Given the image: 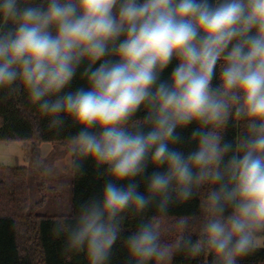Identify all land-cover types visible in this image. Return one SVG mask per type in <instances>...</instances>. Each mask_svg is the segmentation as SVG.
<instances>
[{
  "label": "clouds",
  "instance_id": "9594fccd",
  "mask_svg": "<svg viewBox=\"0 0 264 264\" xmlns=\"http://www.w3.org/2000/svg\"><path fill=\"white\" fill-rule=\"evenodd\" d=\"M173 57L170 80H160ZM84 62L87 89L58 95ZM21 87L50 129L65 118L80 129L67 139L71 171L82 174L91 159L110 177L102 196L55 218L52 234L64 237L65 253L108 264L125 214L157 197L158 214L125 240L135 264H171L178 251L237 264L264 243V0H0V90L11 96ZM142 107L147 115L136 119ZM230 119L246 127L235 147L220 134ZM193 122L196 150L170 147L182 140L176 129ZM149 162L167 171L146 175ZM205 185L201 218H179L173 242L161 243L174 198L188 201ZM190 222L195 242L185 235Z\"/></svg>",
  "mask_w": 264,
  "mask_h": 264
},
{
  "label": "trees",
  "instance_id": "16d2710c",
  "mask_svg": "<svg viewBox=\"0 0 264 264\" xmlns=\"http://www.w3.org/2000/svg\"><path fill=\"white\" fill-rule=\"evenodd\" d=\"M114 59V58H113ZM100 62L93 65L99 66ZM223 60L218 61L212 81L213 86L220 83V68ZM178 61L173 57L172 62L160 74V80L169 81L172 71L177 67ZM87 62L81 64L76 75L65 89L58 95L67 92H74L78 88L87 89V81L82 78ZM54 99L55 97H50ZM147 115L142 107L136 114V119H142ZM62 118L63 114H62ZM50 118L41 115L37 106L30 104L27 93L21 87L16 94L8 96L5 91L0 90V141L31 142L36 151L43 143L64 142L75 135L80 129L72 124L69 118H65V125L62 129H50L48 127ZM200 125L196 122L186 127L177 128L176 132L181 136L180 143L170 145L174 149L183 152L185 155L195 151L197 142L193 141L191 134ZM149 129H145L147 131ZM210 129H205V131ZM224 141L230 142L235 147L237 138L246 134V127L243 121L230 119L220 133ZM232 153L225 156L227 160ZM37 157H39L37 155ZM154 171L166 172V166L155 167L149 162L146 175ZM99 171L91 159L83 161V173L75 175L71 171V212L75 216L78 206L91 196H102L103 186L107 175H99ZM30 169L28 167H8L0 165V264H89L86 252L65 253L64 237L56 238L52 234L55 218L58 215H42L35 212L31 206ZM139 183L138 190L147 195V182L144 177L135 178ZM115 182V181H113ZM127 184L128 181H120ZM209 186H202L197 195L185 202L175 201L169 205L167 217L162 222L177 221L181 217H191L198 221L202 216L201 200L206 196ZM159 198L140 214L128 212L122 224L121 235L113 245L112 254L108 264H135L130 258L125 240L129 234L136 231L141 221H148L158 214L156 203ZM40 204V203H38ZM37 204V205H38ZM190 228L185 235H191L193 242L199 238L196 226L190 222ZM175 225L162 229L161 243H172L176 235ZM166 230V234L165 231ZM214 256L201 254L192 256L187 251L176 252L171 264H213ZM149 264H155L150 261ZM237 264H264V247L256 248L252 253L237 260Z\"/></svg>",
  "mask_w": 264,
  "mask_h": 264
},
{
  "label": "rangeland",
  "instance_id": "374dc122",
  "mask_svg": "<svg viewBox=\"0 0 264 264\" xmlns=\"http://www.w3.org/2000/svg\"><path fill=\"white\" fill-rule=\"evenodd\" d=\"M10 145L9 147L11 148L8 149L7 153L11 157L5 155L6 152L4 149H0V164L8 167L25 166L31 170L28 183L30 187L31 206L34 207L35 212L42 215L70 214L72 175L70 167L67 166L70 159V153L67 150L68 143H43L38 146L36 151L33 149L34 147L31 142L13 143ZM41 158H43L44 162L38 166L37 161ZM57 161H63L65 163L66 166L63 170H54L51 173L42 170L55 164ZM175 222H162L165 224L162 227L168 228L170 225H175ZM164 231L166 234V230ZM258 247H264V243Z\"/></svg>",
  "mask_w": 264,
  "mask_h": 264
},
{
  "label": "crops",
  "instance_id": "0c3cea01",
  "mask_svg": "<svg viewBox=\"0 0 264 264\" xmlns=\"http://www.w3.org/2000/svg\"><path fill=\"white\" fill-rule=\"evenodd\" d=\"M13 143L18 144V143H21V142L0 141V149H4L5 152H6L5 155L8 156V157H11V155L8 154L7 151H8L9 148H11V147H9V146H11L10 144H13ZM6 146H7V147H6ZM21 149H22V147H21ZM11 161H13V160H11ZM15 163H16V161H15ZM0 165H2V164H0ZM11 165H15V164H11ZM10 167H11V166H10ZM30 174H31V170H30Z\"/></svg>",
  "mask_w": 264,
  "mask_h": 264
}]
</instances>
